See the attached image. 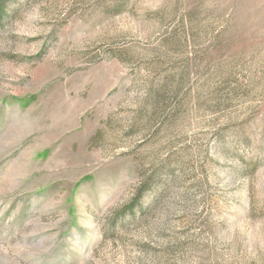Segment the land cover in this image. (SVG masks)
<instances>
[{
    "label": "rangeland",
    "instance_id": "rangeland-1",
    "mask_svg": "<svg viewBox=\"0 0 264 264\" xmlns=\"http://www.w3.org/2000/svg\"><path fill=\"white\" fill-rule=\"evenodd\" d=\"M3 12L0 264H264V0Z\"/></svg>",
    "mask_w": 264,
    "mask_h": 264
},
{
    "label": "trees",
    "instance_id": "trees-1",
    "mask_svg": "<svg viewBox=\"0 0 264 264\" xmlns=\"http://www.w3.org/2000/svg\"><path fill=\"white\" fill-rule=\"evenodd\" d=\"M4 5H5V0H0V15L3 16V11H4ZM145 189V186H140L139 190H138V198L141 197L143 190ZM135 207V204L131 206V209Z\"/></svg>",
    "mask_w": 264,
    "mask_h": 264
}]
</instances>
